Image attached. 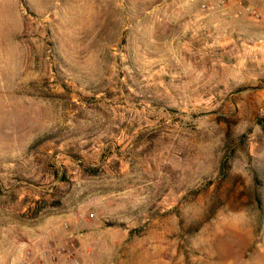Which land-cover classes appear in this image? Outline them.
Returning a JSON list of instances; mask_svg holds the SVG:
<instances>
[{"label": "rangeland", "instance_id": "rangeland-1", "mask_svg": "<svg viewBox=\"0 0 264 264\" xmlns=\"http://www.w3.org/2000/svg\"><path fill=\"white\" fill-rule=\"evenodd\" d=\"M203 1L0 0V264H264V8Z\"/></svg>", "mask_w": 264, "mask_h": 264}, {"label": "built area", "instance_id": "built-area-1", "mask_svg": "<svg viewBox=\"0 0 264 264\" xmlns=\"http://www.w3.org/2000/svg\"><path fill=\"white\" fill-rule=\"evenodd\" d=\"M246 1L253 0H204L201 5V10L208 14L218 13L230 6H242ZM245 8V11L249 12L251 17H258L257 11L253 7L245 6ZM89 217L92 218L93 215L90 214ZM62 256H66L67 264H78V261L72 257L68 249H62V251H59L50 243H47L36 253L31 250H26L22 255V260L17 264H33L34 261H38L37 264H60Z\"/></svg>", "mask_w": 264, "mask_h": 264}, {"label": "crops", "instance_id": "crops-1", "mask_svg": "<svg viewBox=\"0 0 264 264\" xmlns=\"http://www.w3.org/2000/svg\"><path fill=\"white\" fill-rule=\"evenodd\" d=\"M242 6H247V7H256V8H264V0H253V1H246L243 3ZM230 12V11H229ZM209 17V16H206ZM216 20V17L211 15L209 18H205V23L206 25L209 24V26L212 25ZM190 20L185 19L183 23H188ZM194 25H197V20L193 19Z\"/></svg>", "mask_w": 264, "mask_h": 264}]
</instances>
